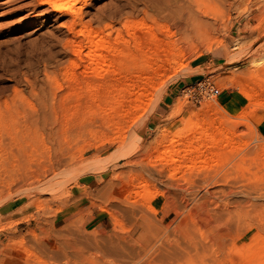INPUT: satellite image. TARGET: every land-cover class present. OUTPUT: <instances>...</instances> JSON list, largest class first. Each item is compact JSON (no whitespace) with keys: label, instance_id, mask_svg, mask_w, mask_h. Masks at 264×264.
Listing matches in <instances>:
<instances>
[{"label":"rangeland","instance_id":"rangeland-1","mask_svg":"<svg viewBox=\"0 0 264 264\" xmlns=\"http://www.w3.org/2000/svg\"><path fill=\"white\" fill-rule=\"evenodd\" d=\"M53 1L64 8L0 0V264H264V0H204L215 25L189 35L165 21L164 0H78V13ZM132 25L155 32L157 52L114 78L104 52L99 77L80 33L116 46ZM117 84L151 93L132 126L100 110L126 94L103 88ZM165 137L174 163L158 159Z\"/></svg>","mask_w":264,"mask_h":264},{"label":"bare ground","instance_id":"bare-ground-1","mask_svg":"<svg viewBox=\"0 0 264 264\" xmlns=\"http://www.w3.org/2000/svg\"><path fill=\"white\" fill-rule=\"evenodd\" d=\"M58 1H61V0H58ZM65 1V0H64ZM68 0H66V3H67ZM234 1V0H233ZM37 7H40V6H44V5H52L53 6V11L55 12H59L60 10H62L64 7L63 5H59L57 4L56 2H54L53 0H37ZM70 2V0L68 1ZM163 2V5H162V13L164 14V19L165 21L167 22L168 20L172 23L171 26L174 27L175 31L179 33V35H189V34H201V33H204L206 30H209L211 26H214L215 24L212 23L211 20L208 15H207V9H206V6H205V1L204 0H164V1H161V3ZM235 2V1H234ZM65 3V4H66ZM78 3V0H71V8H70V11L72 13H78V11H80V9H77L76 8V4ZM83 3L85 4L86 3V0H83ZM68 4V3H67ZM210 15V14H209ZM80 16V15H79ZM75 25H81L82 23V20H81V17H78L76 18V20L74 21ZM83 25V24H82ZM137 25V24H136ZM133 26L132 25V28L131 30L133 31V38L132 36H129L131 37L130 39L133 40L132 43H129V42H123L121 44H118L119 40L122 41H125L126 40V37L125 39L124 38H121L120 35H117V39L115 40V44L116 46H113V44H111L110 42H108V40L104 37H100L99 34L97 32H94L92 30H87V31H82L80 33V35H82L84 37V39H86L87 41V44H88V48H87V53L83 56L85 61H87L89 64L91 63V65L93 66H100L101 64L103 65H106V61L108 62L107 60V56H104L103 53L105 52L106 54H110L111 55V61H109L108 63V66L111 67L112 69V72L110 70L109 74H108V78L109 77H113L118 75V74H121L123 72V70H125V67L130 65L131 63H134L135 65L137 66H145L149 64V59L152 58L154 56V54L157 52V50L155 49L156 46L154 44H157V37H156V34L155 32H144L143 34H140L141 36L138 35V33H142L143 31V27H139V26ZM142 25V24H140ZM144 26V25H143ZM146 28H147V24L145 25ZM144 26V27H145ZM131 27V26H130ZM127 28V27H126ZM151 28V27H150ZM148 27V29H150ZM128 29H130L128 27ZM165 29V28H164ZM127 30V29H126ZM151 30V29H150ZM167 30V28H166ZM128 31V30H127ZM149 31V30H148ZM152 31V30H151ZM129 33V32H128ZM132 33V32H131ZM78 34V33H77ZM125 34V33H124ZM130 35V34H129ZM202 36V35H201ZM123 37V35H122ZM128 37V35H127ZM123 39V40H122ZM130 39L127 38V40L130 41ZM131 42V41H130ZM79 43V42H78ZM76 43L74 45V50H73V54L74 56L76 57V59L78 60H81L82 59V52H83V47ZM112 45H110V44ZM120 43V42H119ZM161 43V42H160ZM118 44V45H117ZM108 45V46H107ZM153 45H154V49H153ZM75 64V63H74ZM73 64V65H74ZM171 64V63H170ZM93 67L94 70H95V73H97V75L99 74V72H102L101 70H99L100 68L99 67ZM162 66V65H161ZM184 67V66H183ZM99 68V69H97ZM151 68V67H150ZM134 69V68H133ZM138 69V67H137ZM159 67L158 69L155 71L157 73H159ZM182 69V68H181ZM97 70H99L97 72ZM88 71V70H87ZM132 71V70H131ZM135 71V70H134ZM162 71V70H161ZM160 71V72H161ZM182 71V70H180ZM87 73V72H86ZM101 74V73H100ZM99 74V75H100ZM75 74H73L72 76L70 77H74ZM88 75V74H87ZM98 75V76H99ZM122 76V75H121ZM69 77V76H68ZM69 77V78H70ZM100 77V76H99ZM106 78V77H105ZM118 78V77H117ZM107 79V78H106ZM116 80V78H115ZM104 81V80H103ZM113 81V79H112ZM118 81V80H117ZM107 82V81H106ZM106 82L104 84H106ZM114 82V81H113ZM150 82V81H149ZM114 84V83H113ZM112 85V84H111ZM119 85V84H117ZM101 86V85H99ZM109 85H105L103 86L104 89H106V91H112V90H117V89H121L123 91H126V88L127 86L125 84H121L116 87H110ZM152 90V89H151ZM122 91V92H123ZM104 92V91H103ZM253 92L252 88L251 89H244L241 90V94L244 96V97H247L248 95H250L251 93ZM126 94L125 95H122V96H118V97H115V96H111L110 98H107V100H104L103 102V107L100 109V110H106L107 108H114L116 111H119L121 110L122 111V114L125 115V117H128L127 119L131 122V124L129 123V121H127L131 126L136 124V115L137 114H143L146 112V107L144 105V103H146L145 101L150 97L152 98L151 96V93L148 92L147 90H144L142 89L140 92H134L133 89L132 90H128L125 92ZM106 94V92H105ZM117 94V93H116ZM114 95V94H113ZM120 95V94H119ZM104 97V96H103ZM161 101V99H160ZM96 102H98L96 100ZM125 102L127 103V106L125 105ZM98 104V103H97ZM149 104V103H148ZM158 104V103H157ZM125 105V106H124ZM99 106V105H98ZM175 114V113H174ZM42 120H43V129L46 131V133L48 134V136H51L55 130H58V128L56 129V127H54V125H50L48 123V116L46 117V115L42 114ZM37 117V116H36ZM40 117V116H39ZM195 118V117H194ZM193 118V119H194ZM192 118H190L191 120ZM196 119V118H195ZM213 119V118H212ZM212 119H206L208 122V125L209 127H212V125L215 123L214 120ZM205 120V121H206ZM189 121V120H188ZM194 121V120H193ZM198 121V119H197ZM203 121V120H202ZM204 122V121H203ZM51 123V122H50ZM54 123V122H53ZM194 123V122H193ZM37 124V123H35ZM52 124V123H51ZM128 124V125H129ZM195 124V123H194ZM129 125V126H130ZM185 128V130L180 133L179 131H177V137L178 139L181 141L182 139H187L188 138H192L194 136V133L191 134V129H190V125L191 124V121L190 122H187L186 124H183ZM182 125V126H183ZM199 125H203L202 123H200ZM197 125V126H199ZM205 125V124H204ZM203 125V126H204ZM207 125V126H208ZM36 126V125H35ZM195 126V125H194ZM195 126L197 129L198 127ZM207 126H205V128H203L204 132L206 131L207 132V129L208 128ZM60 127V125L58 126ZM134 127V126H133ZM132 127V128H133ZM214 127V125H213ZM175 128V127H174ZM181 129V128H180ZM201 129V128H200ZM70 130H72V128H70ZM179 130V129H178ZM195 129H193L194 131ZM210 130V129H209ZM217 130V129H216ZM215 130V131H216ZM134 131V130H133ZM199 131V130H198ZM197 131V132H198ZM202 131V129H201ZM218 131V130H217ZM216 131V132H217ZM176 132V131H174ZM203 132V131H202ZM201 132V133H202ZM210 132V131H209ZM137 134V133H136ZM198 134V133H197ZM200 134V133H199ZM211 134V133H210ZM215 134V133H214ZM144 135H145V132L143 133H140V135H138V138L136 139V141H133L134 142V147L137 148L140 146V144L142 143L143 141V138H144ZM173 135V134H172ZM203 135V134H202ZM174 136V135H173ZM171 136V137H173ZM164 137V136H162ZM175 137V136H174ZM207 138L206 139H209V135L206 136ZM223 138H226L225 136H222ZM167 137L165 138H162V140L160 141H156L155 140V144L158 145L159 143V148L157 149H160L161 148V152H162V155L164 156H161V154H159L160 156L158 157V159H161V160H165L163 162H168V163H174L178 160L177 157L180 158V156H177L176 152L173 150L175 148H173L172 150H169V148L167 147H164V143L167 142V139L169 140L168 143L171 144V148L174 147L173 144H175L176 142L174 141H177V139L175 140V138H170L169 139V134H168V138L166 139ZM205 138V137H204ZM211 138H212V135H211ZM196 139V138H195ZM227 139V138H226ZM135 140V139H134ZM194 140V139H193ZM198 140V139H197ZM203 140V138H202ZM191 141V140H190ZM204 141V140H203ZM202 142V141H201ZM168 144V146L170 145ZM183 144V143H182ZM178 145V144H177ZM186 145V144H185ZM156 147V146H155ZM153 148V147H151ZM189 148V147H188ZM178 149V148H177ZM186 149V148H185ZM184 149V151H185ZM191 150V148H189ZM147 151L149 150L150 151V148L149 149H146ZM154 150V149H153ZM180 150V149H179ZM197 150V149H196ZM146 151V152H147ZM148 151V152H149ZM157 151V150H155ZM178 151V150H176ZM200 151V150H198ZM196 151V152H198ZM147 152V154H148ZM186 152V151H185ZM191 153V151H189ZM187 151V153H189ZM193 152V150H192ZM195 152V154H197ZM150 153V152H149ZM159 153V152H158ZM157 153V154H158ZM180 154V153H178ZM183 154V153H182ZM186 154V153H185ZM192 154V153H191ZM145 155V154H144ZM198 155V154H197ZM63 157V156H62ZM156 157V158H157ZM163 157V158H162ZM191 157V156H190ZM220 157V156H219ZM188 159V158H187ZM67 158L62 161H60L58 164L62 163V162H66ZM156 160V159H155ZM201 160V159H200ZM219 160V159H218ZM186 161V160H185ZM203 161V160H202ZM201 161V162H202ZM221 161V160H220ZM162 162V161H161ZM193 162V161H192ZM214 162V165H215V161H212ZM211 162V163H212ZM218 163V162H217ZM207 164V163H206ZM201 166L204 168L205 165ZM126 165H129V166H133V162L129 161L127 162ZM170 165V164H169ZM168 164L166 165L165 163V166H169ZM173 165V164H172ZM190 165V164H189ZM191 165H193L191 163ZM190 165V167H191ZM213 165V166H214ZM171 166V165H170ZM212 166V165H211ZM216 166V165H215ZM218 166V165H217ZM172 167V166H171ZM177 167V166H176ZM180 167V166H179ZM188 167V165H187ZM209 167V166H208ZM170 168V167H169ZM181 168V167H180ZM185 168V167H184ZM207 168V166L205 167ZM204 168V169H205ZM211 169H214L212 167H210ZM100 169V167H98V170ZM202 169V168H200ZM203 170V169H202ZM162 171V170H161ZM168 171H171V170H168ZM172 171L174 173L175 169H173L172 167ZM213 171V170H212ZM172 175V174H171ZM174 177V176H173ZM200 185V184H199ZM197 189V188H196ZM214 190V189H213ZM203 198V197H202ZM115 225V224H114Z\"/></svg>","mask_w":264,"mask_h":264},{"label":"crops","instance_id":"crops-1","mask_svg":"<svg viewBox=\"0 0 264 264\" xmlns=\"http://www.w3.org/2000/svg\"><path fill=\"white\" fill-rule=\"evenodd\" d=\"M261 127L262 128H264V122H262V125H261ZM84 210V207L83 206H78V208L76 209V211L75 212H73V213H77V212H79V211H83ZM72 213V214H73ZM88 220V222L90 223V224H92V225H96V226H101L102 225V223H103V219H99L98 217H95V216H91V218H89V219H87Z\"/></svg>","mask_w":264,"mask_h":264}]
</instances>
